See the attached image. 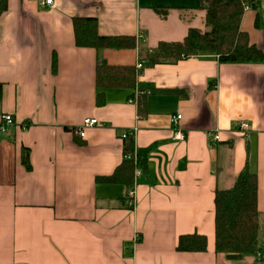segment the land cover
Wrapping results in <instances>:
<instances>
[{
  "label": "crops",
  "instance_id": "1",
  "mask_svg": "<svg viewBox=\"0 0 264 264\" xmlns=\"http://www.w3.org/2000/svg\"><path fill=\"white\" fill-rule=\"evenodd\" d=\"M44 1L8 0L0 17V123L14 120L0 134V264H264L255 253L230 261L216 252L214 202L245 170L257 176L264 253V62L204 55L146 66L160 42L208 30L199 0ZM245 1L241 29L264 53V0ZM154 6L172 10L162 19ZM75 18H95L100 35L134 36L136 46L78 47ZM139 61L136 89L97 87L99 63ZM87 119L98 124L81 138L74 131ZM178 128L183 142L173 139ZM125 134L145 152L141 174L129 189L97 182L123 162ZM192 234L207 237V251L178 252L179 237Z\"/></svg>",
  "mask_w": 264,
  "mask_h": 264
},
{
  "label": "trees",
  "instance_id": "2",
  "mask_svg": "<svg viewBox=\"0 0 264 264\" xmlns=\"http://www.w3.org/2000/svg\"><path fill=\"white\" fill-rule=\"evenodd\" d=\"M248 4L245 0H199V9L205 12L207 31L191 28L187 36L179 42H160L146 58V66H156L166 61L178 62L204 55H214L221 64L244 65L264 62V53L251 43L249 35L242 31L241 23ZM8 9V0H0V17ZM154 12L166 19L171 8L154 6ZM75 43L81 48H94L98 52L106 49L122 50L136 46L134 36H102L98 32L95 18H75ZM56 66V60H54ZM138 73L135 67L109 66L99 63L96 84L99 89H136ZM3 85L0 84V99ZM105 103L102 94L97 97V105ZM138 111L142 116L146 111V95L140 94ZM136 154L138 165L133 156ZM124 159L110 176L99 177L97 182L122 184L129 189L134 180L136 168L144 167L145 152L135 150L134 136L123 139ZM131 156L132 159L127 157ZM22 164L31 170L29 151L23 149ZM127 199L130 201L128 193ZM215 237L216 252L230 261H237L244 255L258 252L259 218L257 176L245 170L235 185L215 193ZM133 204H129L132 208ZM207 237L199 234L179 237L177 251L185 253L207 251Z\"/></svg>",
  "mask_w": 264,
  "mask_h": 264
},
{
  "label": "built area",
  "instance_id": "3",
  "mask_svg": "<svg viewBox=\"0 0 264 264\" xmlns=\"http://www.w3.org/2000/svg\"><path fill=\"white\" fill-rule=\"evenodd\" d=\"M43 4L45 6H51L53 5V1L52 0H46L43 2ZM138 40L141 41L143 40V37L142 36H139L138 37ZM144 64L145 62L144 61H139L136 65V70L138 73H140L143 68H144ZM182 119V116L181 115H178L177 117H174L171 121L172 123L176 125H178L179 121ZM14 124V120L11 116L9 115H6L3 117V122L0 123V134H4V133H7V127L10 126V125H13ZM98 124V121L96 119H87L84 121L83 125L81 128H78L74 131L75 134H77L79 137L81 138H84L85 137V130L87 128H91V127H94ZM242 128L246 129L247 128V125H242ZM127 136H129V134H125L123 135V139L126 138ZM173 139L175 141H180V142H183L185 140V134L178 128L175 130L174 132V136H173ZM214 140H216V138H214ZM128 159H132L131 156H128L127 157ZM133 159H134V162L136 165H138V160H137V156L136 154H134L133 156ZM135 174L136 175H140L141 174V170H140V167L138 166L135 170ZM128 196H129V199L132 201L134 200L135 198V190H130L128 192ZM134 203V202H133ZM137 239H138V236H137ZM255 257L257 260H264V253H260V252H257L255 253Z\"/></svg>",
  "mask_w": 264,
  "mask_h": 264
},
{
  "label": "rangeland",
  "instance_id": "4",
  "mask_svg": "<svg viewBox=\"0 0 264 264\" xmlns=\"http://www.w3.org/2000/svg\"><path fill=\"white\" fill-rule=\"evenodd\" d=\"M197 8H198V6H197ZM199 28H201L203 31L206 30L205 26H202V27H199Z\"/></svg>",
  "mask_w": 264,
  "mask_h": 264
}]
</instances>
